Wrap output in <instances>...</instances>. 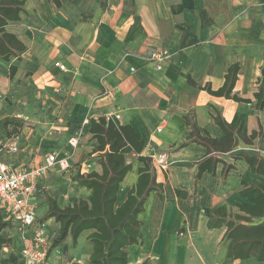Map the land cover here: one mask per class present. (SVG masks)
<instances>
[{"label":"crops","instance_id":"1","mask_svg":"<svg viewBox=\"0 0 264 264\" xmlns=\"http://www.w3.org/2000/svg\"><path fill=\"white\" fill-rule=\"evenodd\" d=\"M60 1L57 8L48 0H26L20 20L5 27L17 34L25 48L9 61L0 59V118L12 114L24 125L25 120H33L50 128L47 132L30 130L49 142L39 145L44 151L36 147L33 152L29 132L14 165H32L46 152H54L58 157H68V153L72 166H84L92 148L89 136H82L75 148L68 138L84 118L118 113L120 118L114 122L135 127L145 140L144 153H166L167 167H155L157 181L192 191V161L201 158L205 149L195 143L182 146L189 131L183 115L192 117L213 137L221 135L211 118L214 109L227 122L241 124L246 133L257 129V117L264 120V109L256 111L250 103L214 96L202 88L208 82L212 90L218 89L228 65L238 62L241 69L234 91L253 100L256 78L264 71V0ZM158 48L170 52L161 70L146 58L147 50ZM56 61L67 70L56 68ZM10 65L16 66L11 78ZM187 76L195 85L186 81ZM56 87L60 93H55ZM14 107L46 109L51 122H42L38 115L19 117ZM160 123L163 128L157 132ZM55 124L61 128L54 130ZM58 140L64 141L66 152L56 149ZM256 146L264 154V140ZM243 148L247 147L240 144L237 150ZM91 165L99 171L94 158ZM137 166L133 161L120 183L116 205L135 184ZM219 169L215 175L204 172L189 198L165 199L159 205L155 193L149 194L140 213L143 242L127 246L128 264L145 257L157 264L245 263L227 257L223 228L208 229L206 220L214 206L242 201L237 194L240 174L249 182L261 178L236 162V169L222 183ZM77 192L83 197L89 194L82 187ZM87 246L80 255L82 263L90 252ZM72 256L78 258L74 252Z\"/></svg>","mask_w":264,"mask_h":264},{"label":"trees","instance_id":"2","mask_svg":"<svg viewBox=\"0 0 264 264\" xmlns=\"http://www.w3.org/2000/svg\"><path fill=\"white\" fill-rule=\"evenodd\" d=\"M25 1L0 0V59L3 61L17 57L25 48L17 34L5 29L9 23L20 20ZM48 1L57 8L62 5L60 0ZM15 69L14 65L8 67L9 78ZM240 69V64L233 62L226 68L223 84L218 89L212 90L208 82L202 88L211 95L250 103L256 111H262L264 71L256 78L257 90L251 100L240 97L234 91ZM186 78L189 84L195 85L190 76ZM182 117L189 128L187 141L182 146L195 143L205 149L201 158L192 161L195 166L192 191L185 187L173 188L167 181H157L155 164L150 155L143 152L145 140L133 125L115 123L104 115L90 117L86 124L79 125L76 131L81 130L82 136H89L92 142L89 156L94 158L99 171L92 169L80 173L77 166L70 179L77 187L87 189L89 194L87 197H73L66 204H60L56 197L46 193L40 199L38 192L42 189L36 188V206L45 205V211L40 218L37 217V222L51 219L55 225L52 235L50 228L47 231L46 259L67 239L74 246L83 231H90L86 237L90 252L85 264H128L127 246L143 242V221L139 214L144 210L151 192L155 193L159 205L165 199H186L195 194L196 184L204 172L215 175L220 167L219 177L222 183H226L231 171L236 169V162H241L245 171L259 176L261 181L249 182L240 174L237 194L242 201L214 206L206 226L208 229L223 228L222 240L228 242L227 257L233 260L254 257L264 263V154L256 146L259 140H264V120L257 117V129L246 133L241 124L227 122L214 109L211 118L221 135L213 137L206 129L198 127L192 117ZM23 128L22 119H3L0 122V138L16 137L19 144ZM240 144L247 148L237 150ZM223 155L229 156L232 161L225 160ZM133 161L138 164L135 184L127 191L125 199L116 205L120 183L132 169ZM39 180L37 185L41 184ZM12 228H15L14 223L5 219L0 209V264H22L20 237L7 233ZM5 247L7 250L3 251ZM137 264L157 263L145 257Z\"/></svg>","mask_w":264,"mask_h":264},{"label":"built area","instance_id":"3","mask_svg":"<svg viewBox=\"0 0 264 264\" xmlns=\"http://www.w3.org/2000/svg\"><path fill=\"white\" fill-rule=\"evenodd\" d=\"M170 52L167 48L149 49L146 51V58L151 61L156 70H161L163 63L169 58ZM54 66L60 71H66L64 64L59 61L54 62ZM134 68L131 67V71ZM55 93H60V87L55 88ZM104 117L112 121L120 118L118 113H105ZM88 121L84 118L81 122L83 126ZM59 124L53 125L54 130H59ZM163 128L160 123L156 131ZM82 137L81 130L76 131L68 138V144L71 147H77ZM19 152L16 137L6 140L0 138V209L4 212L5 219H11L21 241L19 255L22 264H45L47 232L46 223L37 222L36 203L34 202V193L39 179L46 177L49 171L54 168L76 171L69 163L66 156L58 157L56 153L50 152L40 158L32 165H14L11 156ZM155 167L166 168L168 164L165 152H154L148 150ZM80 173H86L87 167L78 166ZM7 248H4L6 251Z\"/></svg>","mask_w":264,"mask_h":264},{"label":"rangeland","instance_id":"4","mask_svg":"<svg viewBox=\"0 0 264 264\" xmlns=\"http://www.w3.org/2000/svg\"><path fill=\"white\" fill-rule=\"evenodd\" d=\"M18 89L20 90L19 87ZM1 99H2V95L0 94V100ZM13 110H16V112L20 113L19 117H23L24 115L28 117L29 115V117L32 118L33 117L32 115H36V116L38 115L42 119V122L43 121L51 122L50 115L45 112L46 109H43L41 107L39 110L38 108H33V107L27 108V109H25L24 107H20V108L14 107ZM25 113H28V114H25ZM6 118H13V115L12 114L3 115V117L0 118V122ZM25 121H26V124L24 125V128L22 129V132H23L21 136L22 140L19 139V144H18L19 149L20 147L24 148L26 146L27 140L24 137H26V135L29 134L31 129L32 131H34V129L37 128L39 129L40 132H47L50 130L49 125L44 126L43 125L44 123H42L41 126H38L36 123L33 122V120H25ZM34 132L33 133L30 132V134H32L33 136L31 137V140L34 142L33 147H31L33 149V152L35 151L36 147L38 148L37 150L38 152L44 151L43 149L39 148V145L43 143L48 144L49 141L47 140L44 141V139L41 137L39 132L38 133H34ZM54 145L56 146L57 150H62V151L66 150L65 149L66 144L64 143V141H59V140L55 141ZM18 154L20 153L18 152L17 154L12 155L11 159L12 158L15 159L18 156ZM45 154H47V152ZM32 155H34V153ZM66 155L68 156L67 158H69V154L67 153ZM92 161H93V157L88 156L86 163H85L86 164L85 166L87 167L88 171L92 170L94 167V165H91ZM77 165H80V164L74 163L72 167L75 168V166ZM73 173L74 171L72 170H69V169L61 170L58 168H54L53 170L49 171L46 177L39 180L41 181V184L37 185L38 188L42 189L41 192H38L40 199H43V193L44 194L46 193L53 197H56L60 204H66L73 197H77L81 195V194H77L78 193L77 186L70 179ZM33 197L36 198V192L34 193ZM44 211H45L44 204H40L39 206L38 205L36 206V214L38 218H40L43 215ZM139 217H140V214H139ZM45 223H46V232L49 231V228H50L51 229L50 235H52L55 232L54 230L55 225L53 221L49 219L45 221ZM7 233L12 237L18 236V231L16 228L9 229ZM85 233L86 231H83L79 235V237L77 238L76 244L74 246L70 244V241H68L67 239L62 245L57 247L50 254V256L45 260V264H85V263H82L83 261L82 258L80 259V255L82 256L83 254H85L86 248L88 247L87 241L85 239ZM72 252H74L78 256V258L73 259L74 257L72 256ZM244 261H245L244 264H261L254 257H249L248 259H245Z\"/></svg>","mask_w":264,"mask_h":264}]
</instances>
